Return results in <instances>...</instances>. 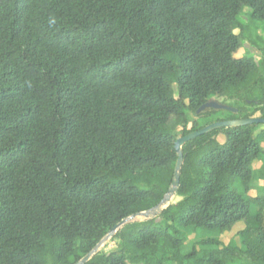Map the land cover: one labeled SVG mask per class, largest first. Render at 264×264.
<instances>
[{
    "label": "trees",
    "instance_id": "obj_1",
    "mask_svg": "<svg viewBox=\"0 0 264 264\" xmlns=\"http://www.w3.org/2000/svg\"><path fill=\"white\" fill-rule=\"evenodd\" d=\"M249 25L264 0H0V264H76L158 206L213 99L264 118V63L236 56ZM263 144L258 125L185 143L180 200L86 264H264Z\"/></svg>",
    "mask_w": 264,
    "mask_h": 264
},
{
    "label": "rangeland",
    "instance_id": "obj_2",
    "mask_svg": "<svg viewBox=\"0 0 264 264\" xmlns=\"http://www.w3.org/2000/svg\"><path fill=\"white\" fill-rule=\"evenodd\" d=\"M248 12V9H244V13L242 14L240 21L242 24H247V18H246V13ZM238 33V31H237ZM247 35L248 38L244 40V44L242 49L236 54L237 57H251L254 58V60L257 62V64L261 67L264 63V58L256 44L261 43V39H264V30L260 25H249V28L247 30ZM254 43V44H253ZM264 46V42L261 43ZM175 94L177 95V88L174 86ZM214 102L217 104L226 106L230 109H222L218 110L217 113H213L212 116L206 119L199 118L195 115L190 116V121H189V128L193 126V122H197L198 125L202 126L208 121H221L225 122L226 121H231L233 118H238L237 116L232 115L231 113L236 114L237 109L234 107H231L233 105V101H230L229 98L226 97H220V98H215L213 99ZM230 111V112H229ZM253 118H262L260 113L255 114ZM260 128H264L263 124L258 125ZM180 130V129H179ZM178 131V130H177ZM264 148V144H263ZM255 168V173H256V180L253 182V189L250 191L249 196L255 197L257 194H263V174L258 173L257 170H260L262 168V162H256L254 165ZM180 199L176 196L174 200L170 203H176ZM254 213V212H253ZM158 215V214H157ZM157 215H149L147 217H136L133 219L131 222H145L150 218H155ZM244 228V224L239 223L236 226L233 227V229L224 235L220 237V240L224 243V245L231 243V245L239 247L241 246V238L238 235V233ZM198 237L197 233H190L187 236V245L191 244L194 242V240ZM209 238H217V236H209ZM120 245H119V240L112 237L109 239L101 248H100V253L103 254H109L112 252L119 251Z\"/></svg>",
    "mask_w": 264,
    "mask_h": 264
},
{
    "label": "water",
    "instance_id": "obj_3",
    "mask_svg": "<svg viewBox=\"0 0 264 264\" xmlns=\"http://www.w3.org/2000/svg\"><path fill=\"white\" fill-rule=\"evenodd\" d=\"M206 109H215V110H222V109H230L226 106L217 104L214 101H210L203 105L197 113H201L205 111ZM264 125V118H250V119H236V120H231V121H225V122H216L212 123L205 128L198 130L196 132L190 133L189 135L182 137L176 141L175 149L178 155V159L175 165V170H174V176H173V182L172 185L168 191V193L165 195L161 203L153 208L150 211L147 212H142L135 214L125 220H123L121 223L116 225L104 238L103 240L89 253L87 254L81 261H79L76 264H86L88 263L96 254L100 252V248L112 237L116 235V233L126 224L131 222L133 219L136 217H147L151 214L157 215L161 213L164 209H166L170 203L174 200V198L177 196V191L179 187V181H180V172L182 168V162H183V152H182V147L184 146L185 143L196 139L197 137H200L202 135L208 134L214 130L221 129V128H228V127H241V126H246V125Z\"/></svg>",
    "mask_w": 264,
    "mask_h": 264
}]
</instances>
